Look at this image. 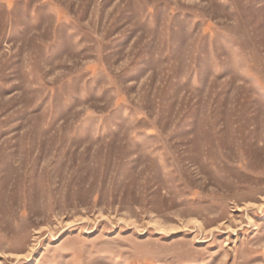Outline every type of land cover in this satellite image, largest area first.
Instances as JSON below:
<instances>
[{"label":"rangeland","instance_id":"rangeland-1","mask_svg":"<svg viewBox=\"0 0 264 264\" xmlns=\"http://www.w3.org/2000/svg\"><path fill=\"white\" fill-rule=\"evenodd\" d=\"M0 264H264V0H0Z\"/></svg>","mask_w":264,"mask_h":264}]
</instances>
